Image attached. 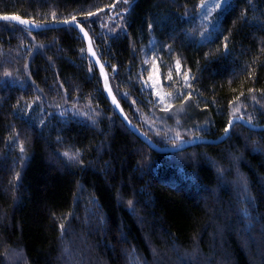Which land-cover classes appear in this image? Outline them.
Returning <instances> with one entry per match:
<instances>
[{
	"label": "trees",
	"instance_id": "1",
	"mask_svg": "<svg viewBox=\"0 0 264 264\" xmlns=\"http://www.w3.org/2000/svg\"><path fill=\"white\" fill-rule=\"evenodd\" d=\"M200 1L0 0V17L38 24L75 17L128 120L156 145L173 147L196 138L216 140L233 118L264 126V112L258 106L248 118L235 108L251 100L264 107V0H230L218 17L216 32L196 44L187 41L180 29L199 38V27L185 26V16ZM103 13L122 15L125 31L95 42L93 18ZM193 20L194 16L192 25ZM151 45L160 47L161 53L167 47L169 58L177 59L184 75L191 77L189 109L193 120L208 122V136L195 137L198 133L192 131L189 136L195 138L164 146L135 117L122 94L137 101L143 97L139 90L146 76L140 73L138 61ZM38 46L42 50L35 51ZM20 53L22 58L16 60ZM12 59L14 64H8ZM27 59L30 79L21 70ZM8 71L13 79L21 77L16 86L6 77ZM0 80L4 83L0 85V227L6 226L0 264H67L61 260L62 251L71 256L76 252L71 264H129L133 259L150 264L152 251L157 259H177L183 252L191 255L198 250L203 255L199 264L217 260L264 264V156L243 146L253 143L256 150H264L260 143L264 131L237 123L218 145L199 144L168 154L153 151L115 113L85 43L72 27L32 32L0 22ZM30 80L36 88L26 84ZM58 84L76 86L82 94L79 104L93 102L102 110L101 120L67 123L64 115L51 117L52 111L43 110L46 101L32 107L38 93L43 95ZM230 149L244 182L245 203L239 201L241 190L230 200L223 186L220 189L219 175L209 161L220 167L221 155ZM188 151L197 158L189 161V167L164 164L173 154ZM179 172L196 176L197 183H192L200 187L197 193ZM224 178L234 180L231 174ZM171 179L179 183L167 182ZM203 189L210 191L204 196ZM206 199L211 202L208 209ZM223 199L233 206H224ZM229 211L236 216L226 218ZM233 228L241 231L237 238L228 232ZM71 233L78 236L79 247L70 241Z\"/></svg>",
	"mask_w": 264,
	"mask_h": 264
},
{
	"label": "rangeland",
	"instance_id": "2",
	"mask_svg": "<svg viewBox=\"0 0 264 264\" xmlns=\"http://www.w3.org/2000/svg\"><path fill=\"white\" fill-rule=\"evenodd\" d=\"M229 2L230 0H201L194 8L193 7L188 8L187 15L185 16V18L187 19L185 26L186 25L190 26L194 30H196L199 27L200 39L197 38L196 35L192 34L193 31L189 32L186 29L184 30L180 29V32L184 35L185 39L191 43L199 44L200 40L203 41L210 38L213 35L214 30L216 32L217 21L220 13L228 6ZM191 12H193V14H191ZM192 16L195 17V20H193V25L192 22L189 23L190 18H192ZM106 18L108 19L107 21ZM124 22L125 20L122 17V15H118V14L111 15L110 13L107 14L103 13L98 17L96 16L95 18H93V24H92V26H95L94 32L96 31L93 40L97 42L96 39H98V37L105 38V35L114 36V34L118 31L123 33L125 31ZM170 39H172V36H170ZM36 48H39V46L34 47V50ZM39 49L42 50V48ZM170 55L171 53L169 50H167V47H166V51L165 52L163 51V53H161L160 47H155L154 45L149 46L148 49L142 52V55L140 56V60L138 61V67L140 69V73L146 76V79L143 81L142 87L139 90L140 95L143 97H140L137 101L135 99L132 100L131 98H128L127 95L122 94L123 97L126 98L128 104L132 107L134 115L138 119L143 129L164 146L169 145L168 141H171L175 145L176 143L184 140V138L186 140L193 138L194 136L192 137L189 136L190 133H193L192 131H196L195 133H198L195 135V137L201 136L200 133H205L207 136L209 135L208 122L205 121L203 123H198L197 121L192 119L193 110L189 109L190 99H192V91L191 92L189 91L191 85V79H190L191 77L184 75L183 71L180 69V63L178 62V60L174 59L173 57L169 58ZM15 58L16 60H20L22 58L21 53L15 55ZM14 61L15 59H12L11 62L7 61V63L11 64ZM29 61L30 60L28 59L24 61L23 67L21 69L24 72H26L24 75L28 77V79H30L29 77H31L29 72H27V66L29 64ZM90 70L91 69L88 66L89 73H91ZM6 77L8 78V80L14 81V82L10 81V83H12L13 86H16L17 83L21 81V77H16L15 79H13L10 71H8ZM0 81H1L0 85H2L3 80ZM31 82L28 83L26 82V84H29V87L31 89L33 87L36 88L35 84L32 82L34 85L33 86ZM180 85L182 86L181 89L179 88ZM42 86L45 85L43 84ZM68 87L67 85L58 84L56 87L50 88L51 90L46 89L47 92H45L43 95L41 92L40 94L38 93L37 97L33 101V103L36 104H34L32 107H37V105L40 106L44 104L42 101H46L43 110L46 111L47 113L52 111L51 112L52 114H50L51 117L55 115H59V116L64 115L67 123L77 122L84 124L85 122L86 124H90L91 122L96 123L100 121L101 120L100 118H102L103 116L101 113L102 110H100L99 107H97L95 104H93V102L90 101L84 103L82 107L81 106L82 104H79L81 101L80 96L82 95L80 91L76 88V86H73L71 84ZM173 92H177V94H172ZM147 93H149L150 97L148 96ZM185 96L187 97L184 99L182 103L175 104L176 101L181 100ZM255 103L256 102L253 100H251L250 102H246L245 104L240 102V104H238V106L235 107L237 108L236 113L238 114L241 113L245 116L247 115L246 117L248 118L249 114L251 113L250 112L251 109L254 107L256 108L257 106L260 109H262L261 110L262 112H264V107L262 105H258V103L256 106H254ZM186 135H188V138L186 137ZM260 143H264V140L260 141ZM246 145L250 146L249 149L250 151L262 152V155L264 156V150L262 151L259 149L256 150L255 148L257 147L253 146V143L251 144L245 143V145L243 144L244 148L247 147ZM190 151L173 154L172 156L168 157V160L164 164H167L166 167L170 166L172 168V166L177 167L176 164L186 165L188 163L187 165L189 167L190 160L194 162H196L197 160L196 156L194 154L192 155ZM142 154L144 153L142 152ZM201 155L203 157V160L208 162V160L204 157V155L203 154ZM220 159H221L220 160L221 166L219 165L220 167L216 166L213 161L209 160L215 169L216 175H219V180L221 183L219 182V180H217V184L219 185L220 189H222L223 186L224 190L227 193H229L230 200L233 198L234 193L238 189L241 190L242 198L241 200L239 198V201L241 203L242 202L245 203L247 197L245 196L244 182L242 180L241 174L239 173V170H237V167L234 165L235 161L231 149L230 151H227L224 154H222ZM229 174H231L232 177H234V180L231 183L227 181L226 178H224L225 175H229ZM168 177L169 176H167L164 179L165 180L169 179ZM179 177L182 180L188 181L189 183L188 185L192 186L196 193L197 191H199L200 187L195 185V183H197L196 181L197 178L194 174L187 176L179 172ZM193 180H195V183H192ZM167 182L172 184H177L179 183V180L171 179V181L169 180ZM209 191L210 189L202 190L204 196L207 195L206 193ZM210 203L211 202L209 201V199L205 200L204 202L205 209H208V205ZM222 203L226 207L233 206V203H230V201H228L227 199L226 200L223 199ZM231 215L236 216L235 212H230V211L227 212L225 216L226 218H228ZM2 226L4 227V229ZM2 226L0 227V241L3 238L6 230V226L5 225ZM83 229L81 231H83ZM228 232L234 234L236 238L241 233L240 229L238 228L228 229ZM247 233L248 230L246 231V234ZM70 235H73V237L70 238V241L73 243V245L76 246L79 243L77 240L78 236L76 235V233L75 234L71 233ZM77 249L80 252L81 251L86 252L88 251L87 249L89 248L87 249L77 248ZM75 253L76 252H74L71 256V255H67L66 251H62L61 260L64 258L65 263L69 262L67 264H71L73 263V257L76 256ZM122 255L125 256V252H123ZM151 255L152 256L150 258V264H174L177 262H178L177 264H186V262H182V261H187L193 264H199V261L203 259V255L201 256L200 250L193 251L191 255L189 254V252H183L182 255L178 256L177 259H175L176 257L164 258V256H161V258L157 259L158 254L153 251L151 252ZM19 257H20L19 253L17 256H14L15 263L19 261ZM163 258L165 259L164 263H161ZM92 261L93 260L91 259V263ZM7 262L10 263L9 260H7ZM129 264H140V263L136 259H133L132 262ZM216 264H224V263H219V261L217 260Z\"/></svg>",
	"mask_w": 264,
	"mask_h": 264
},
{
	"label": "water",
	"instance_id": "3",
	"mask_svg": "<svg viewBox=\"0 0 264 264\" xmlns=\"http://www.w3.org/2000/svg\"><path fill=\"white\" fill-rule=\"evenodd\" d=\"M8 17H14V16H8ZM21 20H23V19H20V18L8 19V20L0 19V21L10 22V23H13L16 25H22L32 32H40V31H45V30H50V29H60V28H66V27L74 28L78 32V34L81 36V38L83 39V41L85 43V47H86L87 52H88V55L90 57V60L92 61L93 65L96 67L97 71L99 72V75H100L101 80H102V86L104 89L105 96L108 98V101L110 102L111 106L113 107L115 113L118 115V117L120 118L122 123L131 131V133H133L136 137H138L147 146H149L151 149H153L155 151L167 153V152H172V151H176V150H181L183 148L193 146V145H196V144L202 143V142L214 143V144L221 143L226 138V136L228 135L230 128L233 127V125H235L237 123H240V124L244 125L245 127H247L248 129L253 130V131H264V126H254V125L250 124L249 122H247L245 119L233 118L232 120L229 121L228 128H227L226 132L224 133V135L217 140L212 141V140H193V139H191V140H187V141L180 143L179 146L176 148L160 149L144 133H142L140 130L136 129L133 126V124L128 120L126 115L124 114L121 105L119 104L118 100L114 96V93L111 89V86H110L108 77L104 71V68H103L101 62L99 61L98 57L96 56V54L93 50L90 38H89L88 34H87V36L85 35V33H87L85 30L81 31V28H83V27L79 23H78L79 27H77L76 26L77 22H75V21L74 22L69 21L70 23H64V21H62L59 23L36 24V23L29 22L27 20H23V21H27L28 23H21L20 22ZM90 49H91V51H90ZM106 80H107V88H106ZM109 89L111 90L112 95H109ZM113 98H115V101H116L115 103H113Z\"/></svg>",
	"mask_w": 264,
	"mask_h": 264
},
{
	"label": "bare ground",
	"instance_id": "4",
	"mask_svg": "<svg viewBox=\"0 0 264 264\" xmlns=\"http://www.w3.org/2000/svg\"><path fill=\"white\" fill-rule=\"evenodd\" d=\"M1 17H4V16H1ZM0 22H5V21H0ZM30 22V21H29ZM33 23V22H32ZM57 23H59V22H57ZM36 24H38V23H36ZM49 24V23H48ZM94 50V49H93ZM103 66V65H102ZM104 68V67H103ZM104 71H105V69H104ZM106 73V72H105ZM109 80V79H108ZM110 83V82H109ZM227 128H228V126H227ZM227 128H226V130H227ZM231 129H232V127L230 128V130H229V133H228V135L226 136V138L223 140V141H225L227 138H228V136H229V134H230V131H231ZM226 130H225V132H226ZM224 132V133H225ZM224 135V134H223ZM222 135V136H223ZM221 136V137H222ZM220 137V138H221ZM219 139V138H218ZM193 140H208V139H206V138H196V139H193ZM217 140V139H216ZM152 141V140H151ZM212 141H214V140H212ZM222 141V142H223ZM153 142V141H152ZM221 142V143H222ZM154 143V142H153ZM145 144V143H144ZM199 144H210V145H217V144H214V143H204V142H202V143H198V144H196V145H199ZM218 144H220V143H218ZM157 147H159L160 149H170V148H176V147H178L179 145H176V146H173V147H161V146H159V145H156ZM193 146H195V145H193ZM149 147V146H148ZM189 147H192V146H189ZM189 147H186V148H189ZM186 148H183V149H181V150H176V151H172V152H167V153H162V152H158V151H155V150H153V151H155V152H157V153H161V154H168V153H173V152H179V151H182V150H184V149H186Z\"/></svg>",
	"mask_w": 264,
	"mask_h": 264
},
{
	"label": "snow or ice",
	"instance_id": "5",
	"mask_svg": "<svg viewBox=\"0 0 264 264\" xmlns=\"http://www.w3.org/2000/svg\"><path fill=\"white\" fill-rule=\"evenodd\" d=\"M125 2H127V0H125ZM53 15H55V14H53ZM0 19L8 20V19H18V18H17V17H8V16H4V17H0ZM72 20H73V22H74V21H75V17H73ZM20 22H21V23H28L27 21H23V20H21ZM64 23H70V22L66 20V21H64ZM76 26L79 27V24L77 23ZM81 31H84V29L81 28ZM85 35L87 36V33H85ZM90 51H91V49H90ZM93 54H94V53H93ZM6 75H7V73H6ZM106 88H107V80H106ZM109 95H112L110 89H109ZM115 102H116V101H115V98H113V103H115ZM230 123H231V122H230ZM22 150H23V149H22ZM65 155L68 156L69 153H65ZM77 155H78V153H77ZM69 158H70V159H74L75 157H74V156H70Z\"/></svg>",
	"mask_w": 264,
	"mask_h": 264
}]
</instances>
